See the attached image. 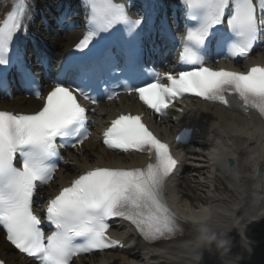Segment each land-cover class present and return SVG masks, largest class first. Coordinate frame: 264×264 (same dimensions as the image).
<instances>
[{
	"label": "snow or ice",
	"instance_id": "6c2138e0",
	"mask_svg": "<svg viewBox=\"0 0 264 264\" xmlns=\"http://www.w3.org/2000/svg\"><path fill=\"white\" fill-rule=\"evenodd\" d=\"M84 3L89 9L88 30L75 46L78 51H84L93 40L117 25L131 38L142 24L143 13L132 19L125 4L115 0ZM182 3L196 23L187 28L179 60L195 67L164 73L163 77L154 72L144 85L125 91L135 93L143 105L161 117L186 95L226 109L231 108L227 97L235 96L244 109L255 111L264 121V66H252L247 71L214 70L205 66L202 55L210 38L220 33V46L227 48L225 59L249 58L254 46L264 40V0ZM26 19L30 16L25 0H19L0 23V85L6 86L7 72L12 68L26 88L32 89L38 83L26 66L23 52L13 48L14 38L27 34ZM163 31L162 27V35ZM135 55L139 56L138 46ZM101 67H109L110 74H114L120 69V60L111 50H101L87 62L76 65L71 83L62 82L67 77V71L62 70L46 95L40 90L30 93L43 100L34 114L0 111V228L7 242L32 258V264H74V258L82 254L114 248L120 242L110 237L109 222L117 219L133 226L149 244L169 241L183 233L165 196L178 161L170 146L154 135L141 115L132 114L112 119L102 133V144L119 153L146 155L147 165L94 167L79 174L47 201L44 220L54 230L49 234L41 227L44 220L36 214L34 197L40 195L38 189L53 180L58 168L56 161L63 159L59 149H79L89 139V109L78 97L92 105L99 104L91 94V79ZM118 94L110 92L107 99ZM196 214L207 215L209 210L201 209Z\"/></svg>",
	"mask_w": 264,
	"mask_h": 264
},
{
	"label": "bare ground",
	"instance_id": "6f19581e",
	"mask_svg": "<svg viewBox=\"0 0 264 264\" xmlns=\"http://www.w3.org/2000/svg\"><path fill=\"white\" fill-rule=\"evenodd\" d=\"M27 1L25 3L30 16V19H26V24L29 26L28 36L34 40L39 38L46 40V37L42 35L44 20L49 23L55 16L60 17L61 13L64 14L67 3L70 7L73 6L72 0H54L57 3L51 0L53 5L45 8L42 7L44 0ZM61 1L63 5L58 6ZM18 2L19 0H0V21ZM141 4H144L148 11L155 9L146 0ZM76 7H73V10ZM66 12L67 10L63 16L67 15ZM80 36L81 32L74 31L65 34L59 38L60 40L49 43L60 48L61 56L64 58ZM259 59L260 62H264V54L260 55ZM109 102L111 103L101 106L97 110L99 116L101 115L99 125H103L108 118L117 115L120 111H145L136 101L134 95L122 98L120 101ZM39 104L37 100L18 96L11 100L0 99V107L22 111H34L39 107ZM217 108L225 107L191 102L190 105L184 107L183 113L176 114L177 116L171 117L164 123L155 122L156 129L166 138L172 134L173 129L182 123L192 124L198 133V136L181 153L184 157L181 174L173 176L169 180L167 188L175 207L174 213L180 220L183 233L176 239L147 245L135 235L133 229L124 225L122 227L124 229L121 230L123 238L139 250L136 249L131 254L129 250L122 249L119 252L105 253L98 260L79 259L78 264H104L117 260H122L125 264H194L193 257L197 253H202L201 264H220L215 253L196 249L191 243L196 227L193 215L199 213L201 209H208L209 213L214 214L215 219L209 221L210 226L214 229L225 231L230 229L231 220L226 214H231L240 219L241 223L246 224L245 235L252 242L251 250L250 252L245 251L241 247V236L232 229L229 232L233 240L231 256L233 258L242 257L239 259V264H264V164L253 169L243 164L242 159H224L214 165L209 162L206 149L210 146L209 121L212 119L210 113ZM227 110L240 114L237 109ZM246 117L257 122L253 114ZM231 139L232 145L239 156L243 158L246 154L244 147L246 141L243 138ZM76 153L69 154L72 164L60 168L58 178L54 182L55 185H66L68 183L66 178L72 172L77 173L91 166H134L142 165L147 160L137 155L116 156L111 154L97 139L88 140L83 148ZM7 246L5 239L0 234V256L9 257L13 264H29L17 254L8 252Z\"/></svg>",
	"mask_w": 264,
	"mask_h": 264
},
{
	"label": "clouds",
	"instance_id": "9594fccd",
	"mask_svg": "<svg viewBox=\"0 0 264 264\" xmlns=\"http://www.w3.org/2000/svg\"><path fill=\"white\" fill-rule=\"evenodd\" d=\"M210 115L212 117L209 121L210 146L206 149V155L211 164L214 165L224 159H242L243 164L253 169L264 164V122L253 121L245 115L225 108H217ZM231 138H243L246 141L244 146L246 154L243 158L232 145ZM226 215L231 220V227L227 231L210 226L209 221L215 219L214 214H194L193 220L196 227L191 243L196 249L215 253L220 264H239V259L242 257L231 256L233 240L229 232L232 229L237 231L241 236V247L245 251L250 252L252 242L245 235L247 225L231 214ZM202 259V253H197L193 257L194 264H201Z\"/></svg>",
	"mask_w": 264,
	"mask_h": 264
}]
</instances>
